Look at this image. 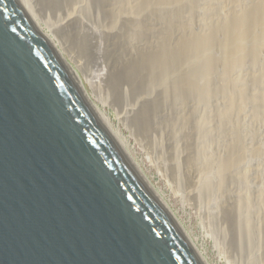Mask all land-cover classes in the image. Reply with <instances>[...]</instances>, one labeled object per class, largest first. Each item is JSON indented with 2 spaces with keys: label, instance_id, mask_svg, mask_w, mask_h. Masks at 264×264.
I'll return each instance as SVG.
<instances>
[{
  "label": "rangeland",
  "instance_id": "1",
  "mask_svg": "<svg viewBox=\"0 0 264 264\" xmlns=\"http://www.w3.org/2000/svg\"><path fill=\"white\" fill-rule=\"evenodd\" d=\"M123 1L132 5L134 14L131 12L126 16L129 8L126 6L124 10L120 0H107L106 4L100 0H46L41 9L45 12L50 9V15L46 12L48 18L41 15L37 18L47 28V23L56 21L55 12L59 7L61 10L69 7L60 14H74L78 24L80 22L81 31L75 39H64L58 32L52 34L61 43L64 58L74 67L81 63L76 70L85 81L86 92L112 117V126L118 128V134L124 142L126 140L131 156L204 253L208 264H264V45L258 60L247 59L245 64L236 65L230 74L219 63L223 51L221 43L215 42L212 53L219 57L213 74H208L202 66L204 55L198 66L183 58L175 69L169 68L164 74H159L152 66L144 68L140 71L147 81L144 92L138 87V74L134 79L132 74L118 75L121 87L110 82L112 72H122V63L134 62L141 49L148 50V46L161 37L168 38L171 43L173 38L189 35L193 37V48L201 49V32L213 31L215 24L227 19L231 11H242L256 0H239L237 4L235 0H185L179 3L167 0L165 4L159 3V7L162 5L159 12L158 4L157 11L154 5L150 9L147 6L142 17L134 7L136 0ZM114 12L115 30L109 32L108 25ZM143 17L149 19L147 32L139 21ZM128 20L136 25L131 38L127 41L122 37L116 46L109 45L112 33L118 36L127 30L129 33ZM168 31L171 32L168 34ZM249 44L253 41L249 40ZM186 76L202 89L200 93L187 92L183 97L175 89L167 92ZM239 77L245 96L237 91L238 84L231 82ZM129 79L135 80L134 83ZM89 81H95V91ZM144 104L151 109L150 120L145 124L149 128L145 130L136 118ZM237 148L243 154L232 167L231 155ZM189 150L195 153V163H187L193 168L187 171Z\"/></svg>",
  "mask_w": 264,
  "mask_h": 264
},
{
  "label": "water",
  "instance_id": "2",
  "mask_svg": "<svg viewBox=\"0 0 264 264\" xmlns=\"http://www.w3.org/2000/svg\"><path fill=\"white\" fill-rule=\"evenodd\" d=\"M0 264H202L16 0H0Z\"/></svg>",
  "mask_w": 264,
  "mask_h": 264
},
{
  "label": "bare ground",
  "instance_id": "3",
  "mask_svg": "<svg viewBox=\"0 0 264 264\" xmlns=\"http://www.w3.org/2000/svg\"><path fill=\"white\" fill-rule=\"evenodd\" d=\"M16 1L20 5V7L23 9V11L27 15V17L31 20L32 24L36 27V29L44 36V38L53 46V48L57 51L59 56L63 59V61L65 62L66 66H67V68L69 70V72L71 73V75L73 77V80L79 86L81 92L83 93L85 99L88 101V104L90 105L91 109L93 110L95 116L97 117L99 122L102 124V126L107 130V132L110 134V136L113 138V140L116 143V145L125 154V157L129 160V162L131 163V165L133 166L135 171L142 178V180L145 183V185L149 188V190L151 191V193L153 194V196L156 199L157 205H159L163 209V211L168 216H170L171 219L175 222V224L180 228V230L184 234L185 238L189 242L190 246L194 250V252L197 255V257L200 260V262L202 264H208L207 260L205 259L204 253L195 245L193 240L188 236V234L184 230L182 224L180 225L178 220L175 218V216L173 214V211L170 210V207L168 206V204L166 203L164 198L154 188L155 186L153 187V185L150 183V180H148V178L145 176V174L141 170L139 164H137L136 161L134 160V158L131 156V154H130V152L127 149L126 144H125L126 140L124 142L122 137L118 134V128L115 129L112 126V123H113L112 117L110 115L106 114L104 109H103V107L98 106L93 101V99H91L89 94L86 92L85 87H84V82L85 81L78 74L79 72L76 70V67L78 66V64L81 65V63H78L77 66L74 67L68 60H66L64 58V56L62 54V48L63 47H62V45H60L61 43H59L58 41H56V39H54L52 34L58 32V33H61L63 35L64 39H66V37L75 39V38H77L79 36V30L81 28L80 27V22L78 24L77 19L74 18V14L73 15L71 13L68 14V15L60 14L62 10H64L66 12L69 7L66 10L65 9L61 10V8L59 7V9H57L56 12H55L57 15L54 14L56 16L55 18H57L56 21H54V19L52 20L55 23H51L52 21L50 23H47L49 25L46 28V27H43L41 25V23H40L41 21L39 22V19L37 18L38 15H41L43 17H46L47 13L50 15V13H49V11H50L49 7L50 6L49 5H48L49 6L48 8L45 7L47 10L49 9V11H46L47 13L41 9V8H43L42 4L46 0H42V2L41 1L39 2V0L38 1L37 0H16ZM72 1L73 0H71V1L69 0V2H72ZM120 1H121V4H123L122 7H124V10L126 9V6L129 8V11L126 10V11H128L126 16H128L129 13L133 12V11H131L132 10V5L130 3L124 2L123 0H120ZM173 1H176V0H173ZM177 1L179 3V2L185 1V0H177ZM101 2L105 3V2H107V0H100V3ZM234 2H235V4H237L240 1L239 0H235ZM159 3L160 4H165V3H167V0H161V1L160 0H136V5L134 7H136L137 11L140 14V17H142V15L144 16L143 12H145V10H147L146 9L147 6H149V9H150V8H153L152 5H154L155 6V11H157V4H158V12H159V8H162L161 7L162 5L159 7ZM93 4L95 5V3H93ZM235 4H234V6H235ZM150 5H151V7H150ZM53 9H52V11H53ZM71 10H72V8H71ZM71 12H74V11H71ZM158 12H157V14H158ZM231 12H232L231 15L227 19L220 20L217 23L215 22L216 24L214 23L215 26H214V30L212 29L213 31H209L208 33L201 32L200 35H202V36H201V38L199 40V41H201V44H202L201 49L196 50V49L193 48V42H192V38L193 37L191 38V36H189V35H180L179 38H177V39L173 38L174 42H172V40H170L171 43L168 42L169 41L168 38L166 39V38L161 37L162 39L161 38L160 39H156V40H158L157 42L154 41V42H156V43H154V45L148 46V44H147V46L149 47L148 50L147 49L145 50V48L141 49L140 53H139V56L137 58H134L135 59L134 62H128V64L127 63H122L123 65L120 63V65H122L121 68L119 67L120 65L117 64L122 72H120L118 70H115L114 72H112L113 73V75H112L113 78L111 79L110 82H112V83L114 82L117 85H120V87H121V81L117 77L118 75L127 74L128 76H130V74H132V78H133L135 74H138L137 77H136V79H139L138 76H140V79H139L140 83L138 81V85H139L138 87L140 88L141 92H144L145 83L147 84V81L144 79L145 76L141 75L143 73H140V71L143 70L144 68H146V67L149 68V66H152V67H154V70L157 71L159 74H161V73L164 74L169 68L175 69L176 66L179 63V60H181L183 58H185L186 61L189 60L190 62H192V61L196 62V65L198 66L199 62H202L200 60H202V57L204 55H205V61L203 62V64L204 63L205 64L204 65L201 64V65L204 66V68H205V70L207 71L208 74H213L212 72H214L215 67L218 64L217 63L218 62L217 58L219 57V56L218 57L215 56L216 53H214V52H213L214 54L212 53V48H213V45H214L215 42L221 43V46H222L221 49L223 51V59H222V61H219V63H221V65H223L225 71L228 74H230V72H232V70L235 68L236 65L245 64L247 62V59H250V58L251 59H257L261 55V51L263 49L261 47L264 45V0H256V2L252 6L247 7L246 9H244L242 11H239V10L237 11V9H234ZM114 14H115V12H114ZM133 14H134V12H133ZM139 14L136 15V13H135L136 16H139ZM115 17H116V14L112 18V20L110 19L111 20V21H109L110 25H108V23H106L108 25L109 29L111 30L109 32H112V30L114 29V24H116L115 23ZM46 18H48V17H46ZM141 19L142 20H139V21H142V24L144 25L143 26L144 32L145 31L147 32L148 31V23H146V22L149 19H145V17H143ZM126 25L129 26L128 27L130 29L129 33H126L128 30L127 31L125 30L126 32H123L122 36L114 35V33H112V35H113L112 37L113 38L111 40L112 41L111 44H109V45H112V47L116 46L117 42H119V40L122 39V37L126 38L127 41L129 39V37L131 38V35L133 34L132 30L136 28V25H135L134 22H132L130 20L127 21ZM114 30H113V32H114ZM194 30H196V29H194ZM104 32H105V29H104ZM144 32H142L141 34L143 35ZM170 32L171 31H168L167 33L169 34ZM139 34H140V31H139ZM85 35H86V33H85ZM87 35H89V34H87ZM200 35H198V36H200ZM167 37H168V35H167ZM87 39H89V38H87ZM249 40L253 41V44L250 45L249 44ZM59 41H61V40H59ZM90 41H91V39H90ZM79 42H81V41H79ZM87 42H88V40H87ZM120 42H121V40H120ZM216 44L218 46V43H216ZM82 47L85 48L83 46V44H82ZM82 47H81V49H82ZM85 49L88 52V50H87L88 48H85ZM130 51H132V49ZM110 54H112V53H110ZM111 57H112V55H111ZM80 65L78 67H81ZM78 67H77V69H78ZM111 71H113V70H111ZM190 74H193V73H190ZM257 77L259 78V76H257ZM133 79L132 80L129 79V80H131L134 83L135 80L133 81ZM108 80H109V78H108ZM113 80H115L116 82L113 81ZM127 82H129V81H127ZM231 82H232V84L233 83L234 84L237 83L238 86L240 87V88L237 89V91L239 90L242 93V95L245 96V94L243 93L244 90L240 86L241 82H243V81H241L240 77L236 78L235 81H231ZM89 84H90V87H92L93 90L95 91V87H96L95 81H89ZM126 85H127V83H126ZM112 87H114V86H112ZM173 87L171 89L169 87V90L167 92L172 91V90L175 89V91L177 93L181 94V96H183V97H186V93L187 92L196 91V93H200L202 91V89H199L197 86L193 85L190 77H188V76H186L185 78L182 77L181 79H179L177 81V84L175 86H173ZM108 88H107V90H108ZM236 88H237V86H236ZM120 89H122V88H120ZM94 91H93V93H94ZM120 92H122V90ZM240 92H239V94H241ZM245 93H246V91H245ZM239 97L242 99L241 96H239ZM237 100H235V101H237ZM240 103H241V101H240ZM140 110L141 111L138 112L136 118L138 120L137 122H139V125L141 124L143 126L142 129L145 130L148 127V126L146 127V125H147L146 123L150 120L149 116H150V112H151L150 110L151 109H150V107L147 104L146 105L144 104V106H142V108ZM116 119H117V117H115V120ZM146 133H148V132H146ZM189 151H191V152H189V154L187 156V159H186V165L187 166H188V164L192 163L194 165V163H195V160H194V158H195L194 154L195 153L192 150H189ZM242 154H243L242 151L240 152L239 149L237 148V151L235 152V154L231 155L232 161L230 163H231L232 167H233V165H236L238 163V161H240V158H241ZM190 167H191V165H190ZM190 167L188 166L186 168L187 171H189L188 168H190Z\"/></svg>",
  "mask_w": 264,
  "mask_h": 264
}]
</instances>
